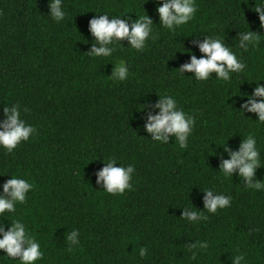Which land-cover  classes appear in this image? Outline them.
Returning <instances> with one entry per match:
<instances>
[{
    "label": "trees",
    "instance_id": "obj_1",
    "mask_svg": "<svg viewBox=\"0 0 264 264\" xmlns=\"http://www.w3.org/2000/svg\"><path fill=\"white\" fill-rule=\"evenodd\" d=\"M259 2L196 0L194 19L169 32L159 28L160 5L153 0H64L68 15L60 23L49 18V0H0V122L5 106L19 104L22 118L37 128L13 153L0 148V174L9 175L0 176V192L11 175L35 184L27 202L0 222L5 230L11 226L6 218L26 224L44 253L36 264H232L239 254L244 264H264V190L219 172V157L229 158L221 146L227 142L236 150L248 134L256 136L264 161V125L258 126L256 114H244L252 122L237 112L256 82L264 86ZM144 11L155 25L142 51L121 41L112 57L87 54L91 19L109 13L135 20ZM246 30L262 37L243 52L234 46ZM201 35L226 39L242 54L246 70L231 82L214 80L215 73L206 82L193 73L180 75L188 53L201 57L193 43ZM120 59L129 78L109 80L111 64ZM165 94L196 117L187 149L174 137L168 144L152 141L143 130L147 112L138 111L141 105L151 111ZM110 158L117 167L134 166L131 191L111 195L96 183ZM256 179L264 182V167ZM206 188L231 196L230 206L205 211L207 220L181 219L191 204L204 210ZM75 229L80 244L69 252L66 234ZM197 242L207 248H189ZM141 247L148 249L143 258ZM0 264L20 261L0 251Z\"/></svg>",
    "mask_w": 264,
    "mask_h": 264
},
{
    "label": "clouds",
    "instance_id": "obj_2",
    "mask_svg": "<svg viewBox=\"0 0 264 264\" xmlns=\"http://www.w3.org/2000/svg\"><path fill=\"white\" fill-rule=\"evenodd\" d=\"M153 2L160 5L157 8L159 28H166L169 32H175L181 26L187 25L194 19L198 11L196 0H153ZM48 8L49 18L56 23L64 21L68 15L64 0H49ZM255 12L259 15L261 28L264 29V0L255 3ZM154 25L153 19L146 13L135 20H132V17L128 15L112 16L109 13L97 15L89 21V32L93 37V43L87 54L93 58L112 57L118 46L123 47L121 41H127L128 47L140 52L152 37ZM201 36H203L202 41L199 38L193 41L194 46L202 54L201 57L197 58L195 54L188 53L190 62L183 64L177 71L182 76L184 73H193V77L197 81L203 82L213 79V73H215L214 80L224 82H231L233 74L243 73L247 64L242 54L233 50L234 47L247 52L250 47H255L262 37L250 30L238 32L236 38L239 43L232 47L225 42L226 39H222L220 36ZM111 65H113V69L109 80L124 82L129 78V66L125 60L120 59ZM260 81H264V78H261ZM158 96V102L150 106L151 111H147L149 105L146 104L141 105L142 110H138L147 112L143 130L150 135L152 141L168 144L170 137H174L175 143H178L180 149H187L189 138L196 126V117L179 107L178 101L173 96L166 94ZM23 111L27 112L28 110L25 108ZM237 112L242 113L244 119L245 113L256 114L258 126L264 125V86L260 82H256L252 95L247 96L246 102ZM3 113L5 118L0 122V148L10 154L23 142H28L30 137L36 135L37 128L22 118L19 104L5 106ZM245 120L252 121L250 118ZM221 147L229 158L224 159L223 155L219 157L221 161L219 172L225 178H232L233 174H238L240 180L248 188L257 191L264 190V182L256 179L257 170L264 167L256 136L248 134L242 139L236 150L228 147L227 142ZM104 164L102 170L95 175L96 183L106 193L122 195L126 191L132 190L131 182L135 172L133 165L119 164L120 166L117 167L118 162L114 158H110L107 162L104 161ZM0 176L9 175L0 174ZM34 188L35 184L30 179L11 175V179L3 184V191L0 192V217H5L8 213L15 214L17 205L25 204L29 199L28 194ZM202 192L204 193V210L199 211L191 204L190 207L182 208L181 219L193 223L207 220L208 216L204 214L205 211L215 214L218 210L225 209L231 204V196L217 193L214 188H206ZM4 220L10 221L11 226L5 230L3 222H0V237H2L0 238V251L6 253V257L12 260L18 259L20 264H36L37 261L43 260L44 253L41 250V244L28 230L26 224L20 219L6 218ZM79 236L78 229L66 234L69 252L80 244ZM197 247L207 248V244L199 242L189 244L190 249ZM147 254L148 249L141 247L139 255L143 258ZM245 259L244 254L236 255L232 258V264H244Z\"/></svg>",
    "mask_w": 264,
    "mask_h": 264
}]
</instances>
